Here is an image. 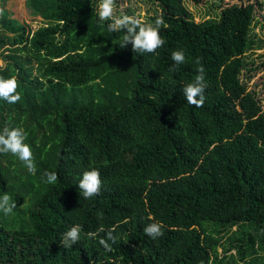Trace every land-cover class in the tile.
<instances>
[{"label": "trees", "instance_id": "obj_1", "mask_svg": "<svg viewBox=\"0 0 264 264\" xmlns=\"http://www.w3.org/2000/svg\"><path fill=\"white\" fill-rule=\"evenodd\" d=\"M151 2L165 44L144 55L98 21L99 0H25L36 28L0 8V77L21 95L0 100V130L22 129L36 166L0 153V195L17 205L0 213V264H264V110L247 87L264 67L246 56L261 45L254 4L195 22L184 0ZM177 50L186 62L173 72ZM201 66L195 107L182 89ZM91 169L102 187L85 200L77 185ZM152 222L164 226L155 240L143 231ZM77 224L81 241L66 249ZM108 232L110 251L99 243Z\"/></svg>", "mask_w": 264, "mask_h": 264}, {"label": "clouds", "instance_id": "obj_2", "mask_svg": "<svg viewBox=\"0 0 264 264\" xmlns=\"http://www.w3.org/2000/svg\"><path fill=\"white\" fill-rule=\"evenodd\" d=\"M117 0H99L98 4V21L106 23L109 32H123L119 46L125 48L131 45L133 53L138 55L154 54L156 50L163 47L165 40L160 35V27L164 25L162 17L155 21V26L142 25L140 21L133 16L127 14L116 15ZM3 14V9H0V15ZM170 71H176L180 65L186 62L183 50L173 51L171 53ZM196 64H200V59L197 58ZM19 87L18 81L14 77H0V100H4L8 104H15L20 101L21 95L17 91ZM204 69L199 67L197 75L193 82L186 84L183 89V95L189 105L202 107L206 99L204 95L205 88ZM26 133L20 128L4 127L0 130V153H11L17 157L19 161L27 168L29 173L35 175L36 166L33 159L31 147L24 143ZM42 179L47 184H55L59 179L57 173L45 171ZM78 189L83 199L90 200L98 196L101 192L102 180L98 169L84 171L78 182ZM16 203L13 197L8 193L0 195V213L5 216L12 215L16 208ZM102 216V213L99 214ZM163 224L160 222H152L147 224L143 231L151 239L155 240L163 236ZM82 226L77 224L70 227L62 234L60 245L64 248H72L73 245L81 241ZM108 241H114L111 232L106 233V238L101 239L99 243L106 249L111 250Z\"/></svg>", "mask_w": 264, "mask_h": 264}, {"label": "rangeland", "instance_id": "obj_3", "mask_svg": "<svg viewBox=\"0 0 264 264\" xmlns=\"http://www.w3.org/2000/svg\"><path fill=\"white\" fill-rule=\"evenodd\" d=\"M254 4V8L257 12V22L253 24L252 34L255 35V39L259 40V47H254L246 53V56L254 59V62H261L264 60V0H184V4L189 12L193 16L195 22L202 21L208 17L214 16L219 11L218 7H224L230 4ZM260 4V6L258 5ZM0 8H4L10 18H14L19 22L29 24L32 28H36L39 23V18L32 16L25 7V0H0ZM158 7L152 3L151 0H117L116 15L127 14L137 18L140 22H144L145 25H149L148 17L152 15L153 11ZM3 63L0 59V67ZM245 76L242 77V80ZM247 87L250 90H254L256 97L260 100L262 109L264 110V67L257 70L251 76L247 83ZM253 232L252 226H244L237 234L242 237L248 235L247 233ZM220 251V249H219ZM234 252V251H232ZM259 255V254H257ZM229 258L226 257L223 260V264H229ZM232 261V259H231ZM252 260L247 259L246 264H252ZM232 264H237L232 261ZM259 264V263H257Z\"/></svg>", "mask_w": 264, "mask_h": 264}]
</instances>
